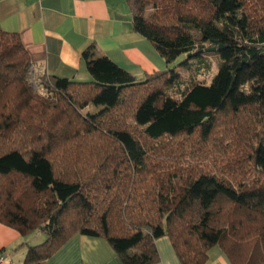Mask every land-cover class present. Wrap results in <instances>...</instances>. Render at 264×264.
Here are the masks:
<instances>
[{
  "label": "trees",
  "instance_id": "1",
  "mask_svg": "<svg viewBox=\"0 0 264 264\" xmlns=\"http://www.w3.org/2000/svg\"><path fill=\"white\" fill-rule=\"evenodd\" d=\"M125 3L166 65L141 79L92 44L90 80L36 74L34 89L18 34L0 29V223L44 236L17 246L21 264L76 233L122 264L159 262L163 236L180 264L215 246L264 264V0Z\"/></svg>",
  "mask_w": 264,
  "mask_h": 264
},
{
  "label": "crops",
  "instance_id": "2",
  "mask_svg": "<svg viewBox=\"0 0 264 264\" xmlns=\"http://www.w3.org/2000/svg\"><path fill=\"white\" fill-rule=\"evenodd\" d=\"M0 29L18 34L35 75L90 80L81 54L92 44L97 56H106L137 79L166 68L151 43L132 30L125 0H0ZM33 237L41 240L40 234L21 237L0 223L2 264H21L26 249L16 248L22 242L32 244ZM155 246V264H180L167 237L156 239ZM207 255L206 264H229L217 246ZM44 264L122 263L106 240L76 233Z\"/></svg>",
  "mask_w": 264,
  "mask_h": 264
},
{
  "label": "built area",
  "instance_id": "3",
  "mask_svg": "<svg viewBox=\"0 0 264 264\" xmlns=\"http://www.w3.org/2000/svg\"><path fill=\"white\" fill-rule=\"evenodd\" d=\"M29 80H30L31 86L34 87V89H36V86H35V70H34L33 64H31L29 67ZM3 261H4L3 252L0 251V264H2Z\"/></svg>",
  "mask_w": 264,
  "mask_h": 264
},
{
  "label": "rangeland",
  "instance_id": "4",
  "mask_svg": "<svg viewBox=\"0 0 264 264\" xmlns=\"http://www.w3.org/2000/svg\"><path fill=\"white\" fill-rule=\"evenodd\" d=\"M182 58H183V56L179 57V58L175 61V63L171 64L169 67L171 68L172 66H174V65H175L176 63H178ZM178 69L180 70V72H181L182 74H186V73H187L184 67H179ZM199 78L201 79V78H203V77L200 76ZM207 83H208V82H207ZM37 234H38V233H37ZM33 236H36V235H33ZM42 237L44 238V236L41 235V240H42ZM41 240H40V239L36 240V237H33V238H30V239H29V241H30L32 244L40 243Z\"/></svg>",
  "mask_w": 264,
  "mask_h": 264
},
{
  "label": "water",
  "instance_id": "5",
  "mask_svg": "<svg viewBox=\"0 0 264 264\" xmlns=\"http://www.w3.org/2000/svg\"><path fill=\"white\" fill-rule=\"evenodd\" d=\"M221 46H219L220 48ZM206 50H215V47L207 48Z\"/></svg>",
  "mask_w": 264,
  "mask_h": 264
}]
</instances>
